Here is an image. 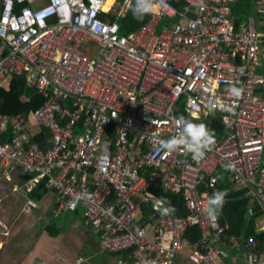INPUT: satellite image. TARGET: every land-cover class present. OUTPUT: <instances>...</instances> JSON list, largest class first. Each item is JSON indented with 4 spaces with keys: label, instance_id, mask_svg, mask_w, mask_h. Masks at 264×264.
Listing matches in <instances>:
<instances>
[{
    "label": "built area",
    "instance_id": "2783aa9c",
    "mask_svg": "<svg viewBox=\"0 0 264 264\" xmlns=\"http://www.w3.org/2000/svg\"><path fill=\"white\" fill-rule=\"evenodd\" d=\"M169 1L152 0L150 18L121 34L128 0H0V87L24 74L44 97L28 115L0 112V167L31 174L29 192L42 182L53 212L79 207L99 250L126 251L129 264H176L182 249L218 264L226 225L206 210L222 180L254 198L264 228V0L234 21L235 0ZM162 17L175 20L156 30ZM184 121L211 130L203 154L164 147ZM151 186L181 194L186 215L166 212ZM243 257L257 263L250 236Z\"/></svg>",
    "mask_w": 264,
    "mask_h": 264
},
{
    "label": "crops",
    "instance_id": "0c3cea01",
    "mask_svg": "<svg viewBox=\"0 0 264 264\" xmlns=\"http://www.w3.org/2000/svg\"><path fill=\"white\" fill-rule=\"evenodd\" d=\"M254 1L249 0V6L252 7ZM113 3L115 6L121 4L117 0H112L108 6ZM230 15L234 21L236 18L244 19L251 14L245 13V9L238 7L232 12L230 8ZM34 130L37 131L38 128ZM37 132L36 136L40 133ZM48 139L49 135L47 142ZM221 174L220 177L223 178V172ZM30 177L31 174L19 169H14L7 174L0 167V264L130 263V257L126 251L99 250L100 232L83 222L79 207L73 211L58 209L53 212L55 205L53 203L54 194L51 190H48L42 183L39 186L40 183H38L30 192L27 191L26 182ZM227 189H242L241 197L247 201L238 235L226 234V240L220 244L222 255L217 263L246 264L243 257L244 241L250 236L256 243V264H264V237L260 242L255 238V235L264 233V228H259L262 212L254 198L245 192L246 189L243 186L222 180L220 190ZM146 212L148 217L152 214L150 207L146 208ZM248 222L251 223V233L245 234ZM220 224L226 225V230L228 229L226 222ZM148 236H150L149 232ZM187 254L186 249L179 251L174 257L175 263L192 264L187 260Z\"/></svg>",
    "mask_w": 264,
    "mask_h": 264
},
{
    "label": "trees",
    "instance_id": "16d2710c",
    "mask_svg": "<svg viewBox=\"0 0 264 264\" xmlns=\"http://www.w3.org/2000/svg\"><path fill=\"white\" fill-rule=\"evenodd\" d=\"M123 0H117V2L121 3ZM128 6L123 16L119 20V32L121 34H129L133 33L138 28L142 26V24L150 17V13L146 14L142 20H137L133 16L132 8L135 5V0H128ZM170 5L174 8H183L186 6V3L183 0H170ZM187 7V6H186ZM238 7L242 9H246L249 7V0H236L230 6L231 12L238 9ZM100 17L113 19L114 14L100 12ZM44 101V97L36 92V89L28 86L27 79L24 74H15L12 76L11 80H9L7 87H0V112L7 115H18L24 114L28 115L30 112L35 111L42 102ZM219 113L215 114L218 115ZM212 126L220 130L221 126L217 124L215 120H213ZM49 135V130L46 128H42L41 132L36 136V139L40 141L43 147L48 145L47 136ZM151 190L156 194V196L161 200L164 206L168 207L169 204L175 209L174 211L169 212L171 215L176 216H184L186 215V209L184 207L181 194H174L168 191H162L157 186H151ZM227 196L224 198L225 203L222 208L218 210L219 223L226 222L228 225V229L226 230L227 235L237 236L238 231L240 229V224L242 221V217L245 211L246 199L241 197L242 189L230 190L227 189ZM166 197L167 202L165 203L161 198ZM147 205L141 204V216L146 217ZM251 223H247V231L245 234L251 233ZM184 236L189 241H195L199 238L200 234L197 228L195 227H187L184 230ZM264 237V233H260L255 235V238L260 242Z\"/></svg>",
    "mask_w": 264,
    "mask_h": 264
},
{
    "label": "clouds",
    "instance_id": "9594fccd",
    "mask_svg": "<svg viewBox=\"0 0 264 264\" xmlns=\"http://www.w3.org/2000/svg\"><path fill=\"white\" fill-rule=\"evenodd\" d=\"M133 16L137 20H142L144 16L152 11V0H135V5L132 8ZM235 95L239 96L240 90L233 89ZM213 143V134L203 124H193L191 122L184 121L182 123V129L178 136L172 137L170 140L164 142V147L168 150H175L176 148L183 146L186 151L193 152L195 154H203L205 149L211 147ZM227 191H221L214 193L209 198V206L207 208V214L210 217H215L218 214V210L222 208L225 203V197ZM165 203L166 197L161 198ZM175 209L169 204L165 209L166 212L174 211Z\"/></svg>",
    "mask_w": 264,
    "mask_h": 264
},
{
    "label": "rangeland",
    "instance_id": "374dc122",
    "mask_svg": "<svg viewBox=\"0 0 264 264\" xmlns=\"http://www.w3.org/2000/svg\"><path fill=\"white\" fill-rule=\"evenodd\" d=\"M252 10H253L252 7L249 6L248 8L245 9V13L248 12L249 14L254 15V13H253ZM240 19H241V17H240ZM174 20H175V19H166V18L162 17V18L159 20V22H158V27H157L156 30H158V29L162 26V24L166 23L167 21H174Z\"/></svg>",
    "mask_w": 264,
    "mask_h": 264
},
{
    "label": "bare ground",
    "instance_id": "6f19581e",
    "mask_svg": "<svg viewBox=\"0 0 264 264\" xmlns=\"http://www.w3.org/2000/svg\"><path fill=\"white\" fill-rule=\"evenodd\" d=\"M111 1L112 0H104V2H103V9H106L107 6L110 4Z\"/></svg>",
    "mask_w": 264,
    "mask_h": 264
},
{
    "label": "water",
    "instance_id": "95a60500",
    "mask_svg": "<svg viewBox=\"0 0 264 264\" xmlns=\"http://www.w3.org/2000/svg\"><path fill=\"white\" fill-rule=\"evenodd\" d=\"M42 183V182H41ZM41 183L39 184V186L41 185Z\"/></svg>",
    "mask_w": 264,
    "mask_h": 264
}]
</instances>
